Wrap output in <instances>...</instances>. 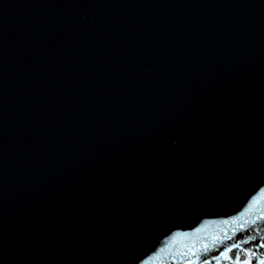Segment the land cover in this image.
Segmentation results:
<instances>
[{"label": "water", "instance_id": "water-1", "mask_svg": "<svg viewBox=\"0 0 264 264\" xmlns=\"http://www.w3.org/2000/svg\"><path fill=\"white\" fill-rule=\"evenodd\" d=\"M261 260L264 0H0V264Z\"/></svg>", "mask_w": 264, "mask_h": 264}, {"label": "snow or ice", "instance_id": "snow-or-ice-1", "mask_svg": "<svg viewBox=\"0 0 264 264\" xmlns=\"http://www.w3.org/2000/svg\"><path fill=\"white\" fill-rule=\"evenodd\" d=\"M237 247H239V245H237ZM227 258V257H226ZM246 264H247V262H246ZM260 264H264V260H261L260 261Z\"/></svg>", "mask_w": 264, "mask_h": 264}]
</instances>
